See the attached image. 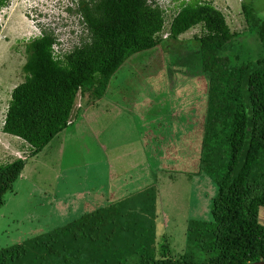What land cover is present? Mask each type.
Listing matches in <instances>:
<instances>
[{
	"label": "trees",
	"instance_id": "obj_1",
	"mask_svg": "<svg viewBox=\"0 0 264 264\" xmlns=\"http://www.w3.org/2000/svg\"><path fill=\"white\" fill-rule=\"evenodd\" d=\"M178 1L167 24L165 10L155 0H76L84 33L77 44L54 51L59 43L47 31L26 42L24 80L10 93L1 129L29 151L25 158L0 163V207L27 160L75 123L78 95L81 114L105 95L111 76L129 57L158 47L166 26L167 37L176 41L200 25L193 53L206 88L196 172L217 188L210 220H190L185 246L174 254L164 228L157 225L156 189L124 194L112 184L102 198L91 191L83 195L85 201L97 198L93 211L0 248V264L264 262V220L259 216L264 210V19L241 1L247 26L236 33L210 2ZM246 32L254 47L239 42ZM141 164L149 167L147 160Z\"/></svg>",
	"mask_w": 264,
	"mask_h": 264
},
{
	"label": "rangeland",
	"instance_id": "obj_2",
	"mask_svg": "<svg viewBox=\"0 0 264 264\" xmlns=\"http://www.w3.org/2000/svg\"><path fill=\"white\" fill-rule=\"evenodd\" d=\"M41 1L2 0L0 6V163L25 158L29 151L1 129L10 93L24 80L26 42L51 32L59 43L54 51L64 52L84 34L76 0ZM155 1L165 10L168 24L179 1ZM201 1L222 11L236 33L247 26L241 1L264 19V0ZM200 33L197 25L174 41L167 37L166 26L157 48L129 57L111 76L105 95L81 114L75 112V123L27 160L0 207V248L93 211L97 198L83 197L90 191L101 197L115 180H126V190L155 188L157 225L164 228L174 254L184 248L188 222L210 220V202L217 192L208 176L196 172L206 88L193 53L198 44L193 37ZM249 35L239 42L254 47ZM79 101L78 95L72 112ZM146 160L149 167L141 164Z\"/></svg>",
	"mask_w": 264,
	"mask_h": 264
},
{
	"label": "crops",
	"instance_id": "obj_3",
	"mask_svg": "<svg viewBox=\"0 0 264 264\" xmlns=\"http://www.w3.org/2000/svg\"><path fill=\"white\" fill-rule=\"evenodd\" d=\"M84 110V109H83ZM77 114H78V112H79V110L77 109L76 111H75ZM112 177H114L113 175H111ZM112 183V182H111ZM112 184H114L115 186H117L118 187V185L120 186V189H121V191H123L122 193H127V192H129L131 189H129V190H126V187H127V185H128V182L127 181H125V182H123V180H115V181H113V183ZM140 189V188H139ZM132 191V190H131ZM114 192H116V191H114ZM121 193V192H120Z\"/></svg>",
	"mask_w": 264,
	"mask_h": 264
},
{
	"label": "clouds",
	"instance_id": "obj_4",
	"mask_svg": "<svg viewBox=\"0 0 264 264\" xmlns=\"http://www.w3.org/2000/svg\"><path fill=\"white\" fill-rule=\"evenodd\" d=\"M39 2H41V4H43V1H41V0H39ZM71 9V8H70ZM71 10H74V9H71ZM80 107V101L78 102V108ZM3 122V121H2ZM71 122H72V120H71ZM68 125L70 124V123H67Z\"/></svg>",
	"mask_w": 264,
	"mask_h": 264
},
{
	"label": "water",
	"instance_id": "obj_5",
	"mask_svg": "<svg viewBox=\"0 0 264 264\" xmlns=\"http://www.w3.org/2000/svg\"><path fill=\"white\" fill-rule=\"evenodd\" d=\"M249 264H264L262 261L254 262V263H249Z\"/></svg>",
	"mask_w": 264,
	"mask_h": 264
}]
</instances>
